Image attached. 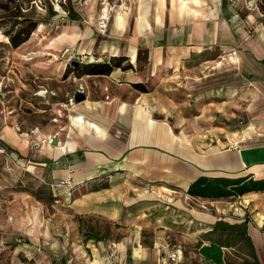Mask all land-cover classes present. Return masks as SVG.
<instances>
[{"label": "crops", "instance_id": "crops-1", "mask_svg": "<svg viewBox=\"0 0 264 264\" xmlns=\"http://www.w3.org/2000/svg\"><path fill=\"white\" fill-rule=\"evenodd\" d=\"M237 1L137 0L131 10L116 12L107 37L91 35L87 26L78 49L98 48L101 54L82 60L80 68L110 57L123 60L110 73L81 75L86 94L84 88L78 115L70 117L71 130L29 152L27 132L1 128L8 150L20 159L30 154L33 170L28 171L47 185L69 180L70 188L51 189L71 228L79 231L82 217L110 223L105 236L58 237L48 250L54 264H264V191L214 199L187 194L200 176L264 178V128L247 134L245 129L237 138L227 133V145L176 131L200 127L203 119L180 113L197 112L203 92L211 97L200 110L212 111L206 127L218 125L214 113L233 119L228 108L235 91L251 94L243 78L231 89L230 81L237 79L224 68L216 76L201 71L216 58L225 65L230 51H236L255 87L264 90V21L252 12L243 16ZM182 96L195 101L188 100L184 108ZM170 112L177 113L172 118ZM187 198L209 201L210 211L185 206ZM174 210L187 220L174 219ZM238 233L249 251L240 263L227 259L238 250L228 238ZM61 239L67 248L59 246ZM212 242L221 244L222 262L201 253ZM175 250L172 260L169 254Z\"/></svg>", "mask_w": 264, "mask_h": 264}, {"label": "rangeland", "instance_id": "rangeland-1", "mask_svg": "<svg viewBox=\"0 0 264 264\" xmlns=\"http://www.w3.org/2000/svg\"><path fill=\"white\" fill-rule=\"evenodd\" d=\"M238 1L243 16L252 12L256 18L264 21V0ZM48 3L56 11L53 16L48 14ZM37 4L40 8L34 4L35 8L29 10L35 13L39 24L25 43L12 48L0 32V130L4 125H10L18 131L27 132L29 152L40 147L43 141L52 143V136L57 137L59 132L70 131V117L78 115L77 101L74 106L65 105L81 84L85 88L81 76L74 73V62L79 64L82 60H93L101 54L98 48L89 49L88 53L79 51L81 31L88 26L92 28L91 35L97 32L107 37L116 12L131 10L137 0H64L63 6L59 3L57 6L56 0H37ZM103 20L105 28L101 27ZM253 33L257 35V32ZM228 58L225 65L216 58L207 63L211 67H203L201 71H210L216 76L224 68L231 78L237 79L230 81L231 89L237 85L238 78H243L247 86L252 87L251 94L239 96L235 91L233 97L229 98L232 104L228 108L235 114L233 119L227 120L220 113H214L218 125L208 123L206 127L205 122L210 120L212 111L202 114L200 110L205 108L211 97L203 92V96L197 99L198 109L194 110L197 112L180 113L193 119H203L199 123L200 127L176 131L199 141L227 145L231 142L227 133L237 138L245 129L247 134V130L264 128V90L255 87L235 50L228 53ZM178 98L176 100L179 101ZM188 100L194 102V96H182L179 102L187 108ZM176 113L169 114L173 118ZM195 113L201 116L197 117ZM205 115L209 118L205 119ZM39 132L45 136L38 137ZM3 140L0 136V264H54L48 250L58 237L75 234L84 240L90 233L105 236L109 232L110 223L93 216L82 217L79 222L74 217L80 229L77 231V227L71 228L69 219L62 216L55 199H47V202L38 200L35 191L40 184L45 183L34 171H28L33 170L29 169L31 163L27 160L30 154L20 159L3 146ZM184 200L185 206L202 211H210L212 206L209 201ZM173 214L178 222L187 220L184 212L174 210ZM228 239L237 244L238 250L228 254L227 259L242 262L244 253H249L246 240L239 233ZM59 244L67 248L66 241L61 239ZM187 249L183 248L185 251Z\"/></svg>", "mask_w": 264, "mask_h": 264}, {"label": "trees", "instance_id": "trees-1", "mask_svg": "<svg viewBox=\"0 0 264 264\" xmlns=\"http://www.w3.org/2000/svg\"><path fill=\"white\" fill-rule=\"evenodd\" d=\"M33 0H0V32L6 37L7 45L16 48L25 43L37 28L39 20L33 11L35 8ZM61 5L62 0H60ZM49 16L56 14L51 3L47 5ZM123 57H110V60L104 62H89L79 64L75 67V75L81 76L88 74H107L114 67L121 66ZM124 67H129L126 65ZM139 87V84H136ZM144 90V88H142ZM4 146V145H3ZM7 149V147L5 146ZM251 191H264V178H254L252 176L229 177H207L200 176L195 179L188 187L187 194L193 197L202 198H228L243 195ZM38 200L47 202V199L54 200L50 185L40 184L35 191ZM47 197V198H46ZM233 227V226H230ZM88 237H98L95 233H90ZM201 253L215 261H223V252L220 243L212 242L200 248Z\"/></svg>", "mask_w": 264, "mask_h": 264}, {"label": "built area", "instance_id": "built-area-1", "mask_svg": "<svg viewBox=\"0 0 264 264\" xmlns=\"http://www.w3.org/2000/svg\"><path fill=\"white\" fill-rule=\"evenodd\" d=\"M39 1L41 2V0H39ZM62 1H64V0H62ZM32 2L37 7L40 8V6L37 4V0H33ZM58 3L61 5L60 0H56L57 6H58ZM101 24H102L101 25L102 28H105L106 27L105 20L101 21ZM77 92H82V93L84 92V86L82 84L78 87ZM75 103H76V100H75V94H74L72 97H70L68 99V101L65 103V105H72V106H74ZM50 186H55V187H62V186L64 187V186H66V187L70 188V182H69L68 179H60L58 181H55V182L51 183ZM178 251L179 250L172 251L169 254V258L172 259V260H175L177 258V255H178Z\"/></svg>", "mask_w": 264, "mask_h": 264}, {"label": "water", "instance_id": "water-1", "mask_svg": "<svg viewBox=\"0 0 264 264\" xmlns=\"http://www.w3.org/2000/svg\"><path fill=\"white\" fill-rule=\"evenodd\" d=\"M74 64H77V62H74ZM85 99V94L84 93H82V92H77L76 94H75V100L77 101V102H80V101H82V100H84ZM52 142L53 143H56L57 141H56V139L54 138L53 140H52Z\"/></svg>", "mask_w": 264, "mask_h": 264}, {"label": "bare ground", "instance_id": "bare-ground-1", "mask_svg": "<svg viewBox=\"0 0 264 264\" xmlns=\"http://www.w3.org/2000/svg\"><path fill=\"white\" fill-rule=\"evenodd\" d=\"M81 120V119H80Z\"/></svg>", "mask_w": 264, "mask_h": 264}]
</instances>
